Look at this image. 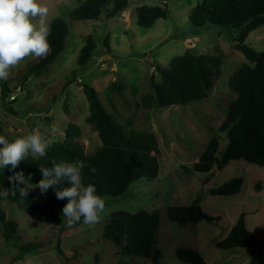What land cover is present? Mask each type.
I'll use <instances>...</instances> for the list:
<instances>
[{"label": "rangeland", "instance_id": "rangeland-1", "mask_svg": "<svg viewBox=\"0 0 264 264\" xmlns=\"http://www.w3.org/2000/svg\"><path fill=\"white\" fill-rule=\"evenodd\" d=\"M200 2L174 0L169 3L167 20L160 19L151 28H142L137 25L138 8H156L161 6L158 2L134 0L128 11L114 19H106L104 15L102 19L73 21L70 14L78 7L77 0H39L49 8V24L57 18L66 21L65 48L49 69L35 73L25 82L26 70L43 58L28 57L10 70L5 80L9 92L4 100L0 86V126L5 134L10 138L21 137L38 125L43 126L41 131L55 126L52 142L63 141L68 125L76 124L81 129L79 139L85 151L94 152L101 146V140L86 122L89 101L83 85L88 84L96 90L108 112L124 125L128 137L156 135L161 151L160 170L155 181L141 179L119 198L103 197L105 211L94 227L83 223L71 229L66 224L57 227L30 217L9 201L3 202L7 217L18 224L19 240L5 241L0 226V264H154L151 259L123 257L103 237L113 211L137 214L143 210L157 211L160 215L156 248L162 258L158 264H189L177 258L180 247L194 249L207 264H264V167L239 160L222 171L214 169L203 174L192 170L214 137L219 138L220 151L225 150L228 138L220 126L226 119L229 103L237 97L229 88V80L239 68L250 64L235 49L234 40L241 28L212 25L198 29L192 25L189 12ZM90 35L96 50L86 65H79L80 52ZM107 38L110 50L105 45ZM246 43L256 51H264V26L252 32ZM187 49L197 55L220 56L221 76L210 97L190 105L144 109L142 97L153 94L150 86L153 62L166 67ZM156 80L161 81L158 74ZM115 82L125 87L121 94L110 92L109 87ZM4 105L20 116L7 114ZM235 177L244 179L239 194L209 195V190ZM192 204H199L215 220L184 227L169 221V207ZM241 213L246 214L247 226L261 242L260 248L230 251L217 248L216 244L227 237ZM28 243H43L47 247L14 261L21 245Z\"/></svg>", "mask_w": 264, "mask_h": 264}, {"label": "trees", "instance_id": "trees-1", "mask_svg": "<svg viewBox=\"0 0 264 264\" xmlns=\"http://www.w3.org/2000/svg\"><path fill=\"white\" fill-rule=\"evenodd\" d=\"M79 5L70 14L73 21H89L96 19H114L129 10L134 0H77ZM161 6L138 8L137 25L151 28L158 20L170 17L169 3L174 0H153ZM192 25L198 29L206 26H235L241 28L235 49L241 52L250 64L239 68L229 80V88L237 95L229 103L227 116L220 126V131L227 134L228 142L224 151H220V141L214 137L208 144L192 170L196 173H210L214 169L222 171L231 162L243 160L264 167V51H256L246 43L249 35L264 26V0H201L198 6L189 12ZM50 51L39 63L32 65L23 77V82L35 73L49 69L65 48L68 35L66 21L54 19L50 24ZM110 50L109 39L105 41ZM96 50L94 38L90 35L79 58V65H86ZM154 73L150 79L152 95L142 97V105L146 110L155 107L163 109L175 105H190L210 97L214 83L221 76V59L217 54H201L192 49L176 56L166 67L153 62ZM156 74L161 81L156 80ZM2 98L9 92L5 80H0ZM125 87L115 82L109 87L110 92L122 93ZM83 91L89 101V115L86 122L90 124L101 140L94 152L87 153L80 141L81 129L76 124H69L63 141H53L44 157L33 159L29 156L15 170L0 169V191L11 189L8 177L15 171L23 170L25 177L31 174V180L21 185L29 191V195L21 199L19 192L15 196L0 197V226L5 241L17 238L18 224L7 217L2 203L9 201L18 210L44 223L57 227L66 224L62 208L66 200H58L55 189L50 188L42 195L34 185L41 180L40 167H52V161H83V183L96 186L102 197L116 199L123 196L137 181L144 179L155 181L159 176V140L154 133L128 137L124 125L101 103L96 90L88 84ZM7 114L18 117L20 114L12 107L4 105ZM0 135H5L0 126ZM95 169L93 173L90 169ZM243 177H235L218 188L209 190L211 196H234L241 192ZM62 184L57 190L67 187ZM33 187V188H32ZM258 191L259 187L257 188ZM171 223L180 227L196 225L202 221L213 222L199 204L189 206H172L167 209ZM83 222L74 225H80ZM160 229V215L157 211H140L131 214L126 211H113L110 221L103 229V237L112 242L123 257H140L151 259L158 264L162 253L156 248V237ZM261 242L251 232L246 223V214L241 213L227 237L218 242L216 247L224 250H252L260 248ZM47 247L43 243H28L20 247L15 260L22 259L30 253H39ZM58 251L62 250L58 246ZM177 258L189 264H207L204 257L194 249L180 247L176 251Z\"/></svg>", "mask_w": 264, "mask_h": 264}, {"label": "clouds", "instance_id": "clouds-1", "mask_svg": "<svg viewBox=\"0 0 264 264\" xmlns=\"http://www.w3.org/2000/svg\"><path fill=\"white\" fill-rule=\"evenodd\" d=\"M49 8L39 0H0V80L9 77L10 70L21 65L28 57L44 58L50 51L49 36L51 27L47 22ZM43 128L38 125L29 134L9 139L0 135V169L15 170L29 156L33 159L44 157L52 144L51 134L55 126ZM83 161H52V167H40L42 179L34 188L42 195L52 188L58 200H66L62 208L66 227L71 229L80 223L94 227L105 211V199L97 193L94 184L85 185L82 169ZM93 173L95 169H90ZM31 180V174L25 177L23 170L15 171L8 177L11 189L3 188L0 197L15 196L17 191L21 199L29 195L22 187ZM67 187L58 189L59 185ZM33 188V187H32Z\"/></svg>", "mask_w": 264, "mask_h": 264}, {"label": "built area", "instance_id": "built-area-1", "mask_svg": "<svg viewBox=\"0 0 264 264\" xmlns=\"http://www.w3.org/2000/svg\"><path fill=\"white\" fill-rule=\"evenodd\" d=\"M12 99H15V98L12 97Z\"/></svg>", "mask_w": 264, "mask_h": 264}]
</instances>
